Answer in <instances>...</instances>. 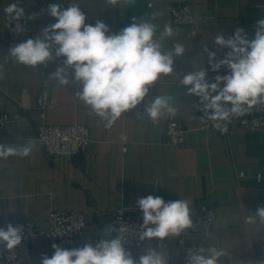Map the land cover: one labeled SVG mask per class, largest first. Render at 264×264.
<instances>
[{
  "label": "crops",
  "instance_id": "1",
  "mask_svg": "<svg viewBox=\"0 0 264 264\" xmlns=\"http://www.w3.org/2000/svg\"><path fill=\"white\" fill-rule=\"evenodd\" d=\"M187 1L192 3L200 22L196 26L173 24L170 6ZM148 2L153 3L151 8ZM53 3L62 8L78 4L86 14V24L94 25L100 20L108 25L109 34L118 33L133 18L140 22L155 14L151 20L157 26L155 38L159 39L165 25L175 33L161 40L162 51L180 43L185 52L175 58L173 74L161 75L140 104L105 128L106 122L79 99L77 93L82 86L72 80L71 70L68 85L49 79L57 67L63 66V57L32 67L15 62L10 55L4 31L12 18L5 12L6 7L16 4L24 9L23 19L32 28L31 38L56 22L48 14V7L44 8L39 0H0V112L16 119L10 132L0 135V145L31 148L27 157H0V220L22 215L46 230L51 212L81 211L87 224L77 248L118 235L111 225L115 211H141L136 207L137 198L153 195L165 202L187 200L189 209L208 201L217 219L207 235L187 231L183 246L178 243L179 237H172L165 247L124 245L125 249L137 261L148 250H154L167 264H187L190 249H203L201 254L208 256L209 250L215 248L226 253L218 264H264V219L257 214L258 207L264 206V131L249 130L236 123L227 137L202 130L194 110L198 97L188 95L180 84L184 74L198 68L207 70L209 82L216 75L227 74L226 67L213 72L209 65L210 58L215 62L229 51L214 43L216 35L228 38L242 28L252 38L256 21L264 19V2L118 0L113 5L109 0H51L49 5ZM209 53H215V57ZM157 96H172L171 104L177 112L171 116L165 111L154 123L145 108ZM170 118L179 119L187 129L185 143L178 147L167 144L165 127ZM41 122L87 125L91 139L88 151L76 158L49 157L34 134ZM54 243L58 245L52 238L34 237L26 264H40L42 254L51 257Z\"/></svg>",
  "mask_w": 264,
  "mask_h": 264
},
{
  "label": "clouds",
  "instance_id": "2",
  "mask_svg": "<svg viewBox=\"0 0 264 264\" xmlns=\"http://www.w3.org/2000/svg\"><path fill=\"white\" fill-rule=\"evenodd\" d=\"M134 3L135 0H126ZM115 5L118 0H109ZM48 14L56 22L42 29L41 34L12 46L9 51L15 62L35 67L52 59L53 49L57 58L63 57V66L57 67L49 79L60 85H68V71L72 80L82 87L77 93L79 99L90 111L105 121V128L125 112L140 104L161 75L174 73L176 57L183 56L185 48L176 43L171 50L162 51L161 40L175 33L170 25L157 35V26L149 20L133 21L118 33L109 34L110 29L104 22L86 24V14L76 3L62 8L50 4ZM5 12L13 19L25 16L23 8L10 4ZM29 19L35 18L28 17ZM25 29L19 24L15 31ZM214 43L227 48L223 59H209L213 72L222 67L228 69L225 75H216L213 82L206 79L208 72L203 68L189 71L182 76L180 84L188 95L200 99L209 120L228 121L232 114L242 115L246 108L264 104V19L255 23L254 35L237 28L228 38L218 33ZM214 58L215 53H209ZM2 78V74H0ZM172 96H157L145 108L148 117L155 123L163 112L175 116L177 109L172 106ZM231 105V107H227ZM246 106V107H245ZM222 132L223 127L215 125ZM31 152L28 146L20 148L0 145V157L20 155L27 157ZM136 207L142 211L143 238L164 239L178 235L191 226L189 202L173 200L165 202L160 196L148 195L136 200ZM264 219V206L257 209ZM152 225L154 227H150ZM22 225L7 224L0 227V241L7 249H13L22 241ZM123 229L112 239L101 238L98 242H86L83 246L66 249L52 244L51 257L42 254L40 264H167L163 256L154 250L135 260L123 243ZM203 249L189 250L187 264H218V259L226 255L223 250L212 248L209 255L201 254Z\"/></svg>",
  "mask_w": 264,
  "mask_h": 264
},
{
  "label": "built area",
  "instance_id": "3",
  "mask_svg": "<svg viewBox=\"0 0 264 264\" xmlns=\"http://www.w3.org/2000/svg\"><path fill=\"white\" fill-rule=\"evenodd\" d=\"M43 7H49L51 0H39ZM264 2V0H262ZM148 8L153 6L152 2H148ZM172 23L179 26H196L200 22V17L195 13L193 5L190 1L177 2L170 6ZM19 24L25 30L17 33L16 25ZM5 42L10 48L20 42H24L31 38L32 28L27 19L11 20L5 28ZM62 58V57H61ZM61 58L55 56L53 49V57L43 65L51 62L59 61ZM49 94V89H45V97ZM231 107V105H227ZM246 107V106H245ZM194 110L200 121L202 130L208 133H217L222 137H227L232 124L245 127L253 131H264V104H258L252 108H246L242 115L232 114L228 121L209 120L204 106L198 98L194 104ZM16 123V119L7 112H0V135H7L12 125ZM227 124V131L222 132L215 125L220 124L221 127ZM187 129L182 121L170 118L166 123L165 134L167 144L171 147H178L185 143ZM36 140L40 143L42 149L51 158L68 156L76 158L85 154L90 145L91 139L87 125L83 123L70 124H48L41 122L35 129ZM243 173H240V177ZM261 175L258 181H261ZM142 211L132 209H118L115 211L111 225L120 234L123 229L124 245L136 247H165L169 244V239L179 237L178 243L184 245L183 235L188 231L192 233L208 234L212 229L216 219V210L208 201H203L190 209L191 226L184 229L178 235H169L164 239L160 238H143L142 228L143 219ZM48 229H41L37 226L33 219H25L22 215L14 217H4L0 220V227H6L11 223L22 225V241L13 249H7L4 242L0 241V264H26L25 257L31 249L32 239L36 236H46L57 241L58 245L75 248L78 239H80L85 231L87 224L85 214L81 211H53L49 215ZM150 227H154L149 225Z\"/></svg>",
  "mask_w": 264,
  "mask_h": 264
}]
</instances>
